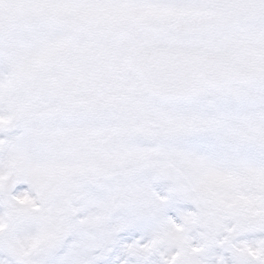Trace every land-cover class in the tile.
<instances>
[{
  "label": "snow or ice",
  "instance_id": "snow-or-ice-1",
  "mask_svg": "<svg viewBox=\"0 0 264 264\" xmlns=\"http://www.w3.org/2000/svg\"><path fill=\"white\" fill-rule=\"evenodd\" d=\"M0 264H264V0H0Z\"/></svg>",
  "mask_w": 264,
  "mask_h": 264
}]
</instances>
